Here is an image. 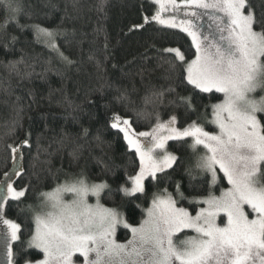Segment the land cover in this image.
<instances>
[{"label": "snow or ice", "instance_id": "1", "mask_svg": "<svg viewBox=\"0 0 264 264\" xmlns=\"http://www.w3.org/2000/svg\"><path fill=\"white\" fill-rule=\"evenodd\" d=\"M151 2L157 11L145 22L151 19L179 28L191 38L195 54L189 60L180 49H163L175 54L164 77L170 83L146 94L142 98L145 111L137 116L151 117L146 113L148 106L163 105L165 100L188 115L198 113L197 100H203V94L217 100L216 94H221L223 99L205 104L204 112L183 127L177 126L175 113L161 121L157 112L151 132L138 134L146 142L130 131L128 119L114 115L111 128L124 134L140 161L139 171L116 189L107 180L89 181L81 171L51 191H41L39 203L32 204L26 203L30 185L17 190L5 181L6 195L0 197V264H79L73 260L76 254L83 257V264H264V96L257 99L253 95L257 89L264 91V0L256 6L251 0ZM22 10L21 0H0L5 16L0 31L6 32L9 23L17 22ZM163 12L173 15L165 18ZM204 17L215 23V30L208 34L198 23ZM32 28L35 36L49 42L61 34L59 29ZM51 47L59 53L54 43ZM19 63L22 61L12 62L10 71L19 74ZM118 99L128 97L122 93ZM201 117L214 130H206ZM15 131L13 122L5 135L14 136ZM170 140L187 145L196 158L194 166L184 168L187 190L182 179L174 181V192L159 186L158 174L167 175L171 182L172 173L167 170L175 172L174 165H180V157L167 150ZM30 146V136L19 145H7L16 157ZM200 146L205 150L202 154ZM78 153L79 147L70 155L78 159ZM38 159L39 152L34 157ZM98 163L115 174L114 168ZM146 178L154 182L155 191L149 193ZM224 179L230 187L221 186L217 195L215 188ZM105 191L120 194V208L101 203ZM66 195L71 199L66 200ZM90 196L96 198L95 204L89 203ZM9 199L16 202L18 216L32 218L35 228L27 240L22 225L6 218L5 201ZM182 202L188 206H181ZM132 203L141 213L136 224L121 210ZM121 227L131 233L123 243L116 239ZM30 250L42 253L43 258L33 261Z\"/></svg>", "mask_w": 264, "mask_h": 264}, {"label": "trees", "instance_id": "2", "mask_svg": "<svg viewBox=\"0 0 264 264\" xmlns=\"http://www.w3.org/2000/svg\"><path fill=\"white\" fill-rule=\"evenodd\" d=\"M251 2L254 6L261 4V0ZM21 3L23 10L17 22L9 23L6 32L0 31V180L12 168V151L7 145H19L30 136L31 146L23 147L21 172L14 180L16 188L30 185L26 203L37 204L41 191L51 190L81 171L90 181L107 180L113 189L133 176L139 161L135 151L126 145L123 133L111 128L114 115L128 119L133 133L152 129L157 112L161 121L175 113L177 126L183 127L204 112L205 104L222 98L221 94H216L219 100L203 94L204 99L197 100L198 113L188 115L183 108L168 105L165 100L163 105L148 106L146 113H151V117L137 116V112L145 111L142 98L154 89L167 88L170 83L164 77L168 61L174 60L175 54L163 49H180L189 60L195 54L191 39L184 32L154 21L144 22L146 16L156 11L149 0H21ZM260 10L257 8L258 13ZM4 23L5 16L0 11V25ZM33 25L59 29L61 34L49 42L34 35ZM51 43L72 63L62 60ZM17 61H22L17 65L19 74L9 68ZM122 93L127 100L118 99ZM210 112L209 109L208 117ZM13 122L15 135L6 136ZM201 123L206 129H214L202 117ZM77 147L79 158L73 159L70 153ZM166 147L180 157V165H174L175 172L167 170L172 173L171 182L167 175L158 174L159 186H167L174 192V181L182 179L187 190L184 168L194 166L196 158L185 144L170 140ZM199 151L202 154L201 148ZM38 152L39 159L34 160ZM98 161L114 168L115 174L106 172ZM145 184L149 185V193L156 190L151 178ZM226 185L224 179L222 185L217 184L215 193ZM101 203L120 208V194L109 195L105 191ZM181 206L188 205L182 202ZM121 210L130 223L139 222L141 213L134 203ZM5 211L6 218L22 225L23 239L27 240L34 228L31 216H18L16 202L10 199L5 201ZM129 236L130 232L123 227L116 234L118 240ZM30 253L33 261L42 258V253L36 250Z\"/></svg>", "mask_w": 264, "mask_h": 264}, {"label": "rangeland", "instance_id": "3", "mask_svg": "<svg viewBox=\"0 0 264 264\" xmlns=\"http://www.w3.org/2000/svg\"><path fill=\"white\" fill-rule=\"evenodd\" d=\"M149 1H151V0H149ZM156 6V11H157V5H155ZM156 11L154 12V13H156ZM153 13V14H154ZM153 14H151V15H149V16H146L147 18H151L152 16H153ZM161 15H163L165 18H168V17H170L171 15H173V13H171V12H163V13H160ZM146 17H145V19H144V22L146 21ZM178 20H179V17H178ZM149 21H154V20H151V19H149ZM154 22H156V21H154ZM157 24H159V25H161L160 23H158V22H156ZM198 23H200V25H201V30L202 31H204L205 32V34H208L210 31H214L215 30V23L211 20V19H209L208 17H204L202 20H200V21H198ZM161 26H163V27H166V26H164V25H161ZM168 28H170V27H168ZM174 29H177V30H179L180 31V29L179 28H174ZM182 32V31H181ZM186 34V33H185ZM187 35V34H186ZM190 38V37H189ZM191 39V38H190ZM257 99L260 97V96H264V91H262V90H260V89H257L256 90V92L253 94ZM223 99V96H222V98H221V100ZM218 102H220V101H218ZM218 102H215V103H218ZM212 104H214V103H212ZM211 110V109H210ZM209 119H211V112H210V117H209ZM168 120V119H167ZM166 120V121H167ZM211 125V124H210ZM213 128H214V126L213 125H211ZM151 130L152 129H150V130H145V131H140V132H151ZM206 130H209V129H206ZM211 130H214V129H211ZM140 132H136V133H134V134H136V137L141 141V142H146L147 141V138H145V137H139L138 136V134L140 133ZM133 133V132H132ZM123 138H124V134H123ZM125 140V139H124ZM125 142H126V145L128 146V148H129V145H128V143H127V141L125 140ZM199 148H201L202 149V153L205 151L203 148H202V146H200ZM130 149V148H129ZM131 150H133V151H135L134 149H131ZM169 151V150H168ZM169 152H171V151H169ZM157 153H161V150H157ZM137 158H138V156H137ZM138 161H139V158H138ZM139 167H140V161H139ZM139 167H138V170H137V172L139 171ZM217 171H218V173H219V170L217 169ZM21 172V164H20V156L19 157H16V155L12 152V168H11V170H10V172L8 173V174H6L1 180H0V197H2V196H5L6 195V188H5V181H7V182H9V183H11L12 184V186H13V188L14 189H17V190H19V189H21V188H16L15 186H14V180H15V178L19 175V173ZM136 172V173H137ZM135 173V174H136ZM134 174V175H135ZM133 175V176H134ZM220 175H222L223 176V173H219V177H220ZM210 177V176H209ZM147 179V178H146ZM145 179V180H146ZM210 179H211V177H210ZM90 181V180H89ZM225 181H226V179H225ZM64 182V181H63ZM63 182H61V183H58V184H62ZM227 182V181H226ZM57 184V185H58ZM130 186V185H129ZM56 187V186H55ZM54 187V188H55ZM225 188H227V187H230V185H226V186H224ZM54 188H52V189H54ZM51 189V190H52ZM51 190H48V191H51ZM219 194V191H218V193H217V195ZM65 199L66 200H70L71 199V196H69V195H66L65 196ZM88 201H89V203L90 204H95L96 203V198L95 197H89L88 198ZM39 203V201L37 202V204ZM106 207V206H105ZM219 222H220V218L218 217L217 218V223L219 224ZM225 222H226V218H225ZM33 226H34V228H35V225L33 224ZM34 228H33V230H34ZM189 235H194V233H191V232H189L188 233ZM130 236H131V233H130ZM130 236L128 237V238H130ZM127 238V239H128ZM117 239V238H116ZM126 239V240H127ZM118 240V239H117ZM126 240H118V242H121V243H123L124 241H126ZM42 258H43V256H42ZM42 258H40V259H42ZM39 260V259H38ZM73 260L74 261H76V260H78L79 261V264H83V257H80L79 256V254H76V256H74L73 257ZM3 261V254H2V252H0V262H2Z\"/></svg>", "mask_w": 264, "mask_h": 264}]
</instances>
